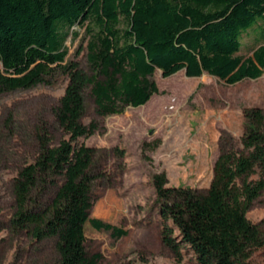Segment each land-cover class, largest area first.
Wrapping results in <instances>:
<instances>
[{"label":"trees","instance_id":"1","mask_svg":"<svg viewBox=\"0 0 264 264\" xmlns=\"http://www.w3.org/2000/svg\"><path fill=\"white\" fill-rule=\"evenodd\" d=\"M76 26L88 35L89 69L66 61ZM256 26L259 44L241 54L243 34ZM0 61V93L45 83L56 69L68 76L54 107L66 136L54 142L45 120L34 126L31 160L13 177L6 232L34 253L52 241L53 255L25 264H100L101 254L87 250L86 224L115 238L128 229L91 215L97 151L80 138L99 125L83 121L85 92L99 115H109L159 92L156 69L165 77L183 70L229 84L261 77L264 0H0ZM243 113L240 141L225 137L208 187L170 186L165 172L153 176L160 235L179 261L189 250L198 264H253V253L264 247L262 223L247 216L264 195V109Z\"/></svg>","mask_w":264,"mask_h":264},{"label":"rangeland","instance_id":"2","mask_svg":"<svg viewBox=\"0 0 264 264\" xmlns=\"http://www.w3.org/2000/svg\"><path fill=\"white\" fill-rule=\"evenodd\" d=\"M75 29L79 35L68 37L66 61L76 60L89 69L88 35L84 26ZM259 31L256 26L243 34L241 54H251L259 44ZM152 77L159 92L146 104L118 114L99 115L85 92L83 121L99 125L95 133L80 138L97 151L91 169L97 175L91 215L128 229V234L115 238L110 231L86 224L87 250L101 254L100 264H198L191 251L179 261L164 245L153 176L165 172L170 186L208 187L225 137L240 141L243 109H264V74L234 84L210 74L188 77L183 70L165 77L156 69ZM67 82V74L56 69L45 83L0 93V264H25L33 257L53 255L52 241L43 242L34 253L24 239L10 237L5 224L12 211L13 177L33 154L34 126L45 120L54 142L66 136L54 107ZM247 216L264 228V195ZM252 263L264 264V247L255 250Z\"/></svg>","mask_w":264,"mask_h":264}]
</instances>
